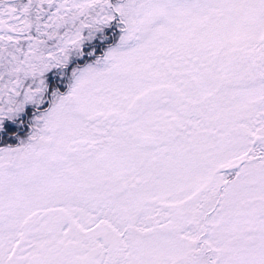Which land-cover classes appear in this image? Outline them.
Instances as JSON below:
<instances>
[{"label": "snow or ice", "instance_id": "1", "mask_svg": "<svg viewBox=\"0 0 264 264\" xmlns=\"http://www.w3.org/2000/svg\"><path fill=\"white\" fill-rule=\"evenodd\" d=\"M0 264H264V0H0Z\"/></svg>", "mask_w": 264, "mask_h": 264}]
</instances>
